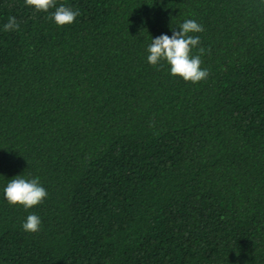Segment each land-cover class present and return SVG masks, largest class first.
Listing matches in <instances>:
<instances>
[{"label": "trees", "instance_id": "obj_1", "mask_svg": "<svg viewBox=\"0 0 264 264\" xmlns=\"http://www.w3.org/2000/svg\"><path fill=\"white\" fill-rule=\"evenodd\" d=\"M55 4L79 15L0 0V264H264V0ZM188 19L196 83L147 59Z\"/></svg>", "mask_w": 264, "mask_h": 264}, {"label": "clouds", "instance_id": "obj_2", "mask_svg": "<svg viewBox=\"0 0 264 264\" xmlns=\"http://www.w3.org/2000/svg\"><path fill=\"white\" fill-rule=\"evenodd\" d=\"M27 6L34 7L37 11L48 12L50 8H56L52 13V19L57 25L64 26L72 24L79 15L70 7L60 5L56 7L55 0H25ZM19 24L15 17H10L4 25L5 31L18 30ZM173 29L172 36L162 34L152 38L147 51L148 62L156 66L161 61H166L170 65V72L173 76L182 77L185 81L193 83L206 79L209 75L207 69H201V55L204 48H199V55H193L192 50L200 44V37L191 35L192 33L203 32V26L195 20H185L178 27ZM5 198L11 205H22L25 209L41 204L47 197L46 189L41 186L39 178L26 179L18 175L9 180L4 188ZM41 219L35 214L28 215L23 229L27 232L36 233L40 230Z\"/></svg>", "mask_w": 264, "mask_h": 264}]
</instances>
